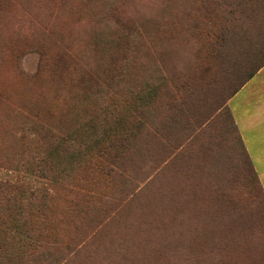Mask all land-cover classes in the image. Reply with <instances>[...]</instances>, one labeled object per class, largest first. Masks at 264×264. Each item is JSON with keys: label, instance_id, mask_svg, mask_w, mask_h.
Wrapping results in <instances>:
<instances>
[{"label": "rangeland", "instance_id": "rangeland-1", "mask_svg": "<svg viewBox=\"0 0 264 264\" xmlns=\"http://www.w3.org/2000/svg\"><path fill=\"white\" fill-rule=\"evenodd\" d=\"M245 1L0 0V175L29 169L24 138L26 127L36 131L26 123L33 115L56 132L79 133L99 121L112 98L132 94L138 125L133 153L110 176L69 165L59 150V170L74 169L75 183L88 179L79 182L87 191L68 195L56 187L36 232L41 247L15 249V238L4 264H204L236 227L252 253L239 264H264V207L249 186L257 178L241 169L238 128L228 115L239 67L202 64L204 31L246 27L239 22ZM257 29L252 47L242 51L243 65L260 61L254 52L264 46V32ZM236 42L232 54L239 52ZM212 102L216 110L224 106L215 121L214 111H206ZM40 134L44 145L34 146L44 153L50 142ZM204 195L221 199L213 231L205 214L215 208ZM26 213L36 220L33 210Z\"/></svg>", "mask_w": 264, "mask_h": 264}, {"label": "trees", "instance_id": "trees-1", "mask_svg": "<svg viewBox=\"0 0 264 264\" xmlns=\"http://www.w3.org/2000/svg\"><path fill=\"white\" fill-rule=\"evenodd\" d=\"M245 2L248 6L242 13L239 22L244 23L246 27L238 29V27L223 26L220 29L215 28L210 31H204V49L207 52V56L202 64H215L216 61H220L223 63L227 62L231 68L239 67L240 76L232 79L230 88L235 83H238V86L231 89L232 93L228 97V101L264 68V46L254 52V57L259 59V62L246 65H243L242 62L241 55L244 54L242 51L251 48L252 41L255 39L254 29L258 28L257 34L261 30L264 32V27L262 26L264 0H246ZM112 11L116 28L119 32L124 33V22L120 17L117 18L115 14L117 11L114 9ZM262 34L264 35V33ZM235 41L237 42L234 50H239V52L232 54L229 48ZM244 66H246L245 69ZM234 71L238 70L235 69ZM206 73H212L211 69H205L204 74ZM126 96V101L123 97L124 100L119 98V101L117 98H112L109 101L111 103L110 106L100 109L99 121H93L90 126L87 124L81 127V132L79 133L72 132L71 128L56 132L53 128H49L39 122V115H33V120L26 122L28 125L33 124L32 127L36 128L34 132L31 127L30 129L26 127L28 137L24 138L30 154V157H27L29 169L25 172L21 168L9 169L6 173L0 175V264H4L8 258L11 259L13 255L11 253V242L15 238L18 239L20 245L15 247V249L21 248V250H24L25 248L41 247L42 240L40 235H36V232L38 231L39 222L47 220L48 213L51 210L50 201L55 198L56 193L54 191H56V187L64 186V190L67 191L68 195L73 194L76 189L87 191V187L79 182H88V179H81L75 183L74 179H72L74 169L71 171L66 169L59 170L60 149H63L69 155V160L65 158L63 159L64 162L69 163V165L77 163L79 170L81 167H86L104 176H110L112 171L122 167L124 160L129 159L138 136V125L136 124L137 110L134 106V96L132 94ZM221 101L223 102V99ZM214 104L215 102H212L207 105L212 108ZM217 106V110L216 108L206 110L207 112L214 111L211 117L214 121L215 119H220L217 111L224 110L223 104L219 105L218 103ZM230 114H232L231 111L228 115ZM231 116L233 118V115ZM88 120L89 118H86L85 121ZM212 121L209 119L207 123L211 124ZM91 129L97 130L98 133L93 135L90 131ZM42 131L46 133L44 139L50 142L47 152L45 151L44 153H41L34 146L38 141H42L43 147L44 143L40 134ZM233 131L237 133V140L240 143L238 152L240 151V145L242 147V158L244 161H241L240 153L238 155L242 171L257 178V180L249 183L251 188L250 196L256 193L260 199V205L264 207V193L259 176L239 131L236 129H233ZM217 160L219 159L216 158L214 163ZM224 194L221 198L224 197V200H230V193ZM205 197L207 196L204 195ZM207 198L206 203L208 206L215 209L208 211V215L205 214L207 216L205 222L210 224L212 217V226L209 227L213 231L215 226L218 225L217 222L221 216L219 205V200L221 199L215 197ZM68 202L71 204L74 201L68 199ZM26 209L35 212L34 217L37 221H32L28 218ZM263 215H261L262 219H264ZM208 233L209 231L207 230L206 238ZM238 233L239 230L236 227L233 228L232 232L228 231L227 235L218 239V246H220L218 248V257L214 256L213 259L215 260L213 261L204 260V264H239V260L243 256L251 258L252 253L246 244L242 246ZM229 242L240 248L241 257L238 255L239 253L237 254L235 251L230 250ZM36 252L35 250L34 253Z\"/></svg>", "mask_w": 264, "mask_h": 264}, {"label": "crops", "instance_id": "crops-1", "mask_svg": "<svg viewBox=\"0 0 264 264\" xmlns=\"http://www.w3.org/2000/svg\"><path fill=\"white\" fill-rule=\"evenodd\" d=\"M228 107L264 184V68L228 101Z\"/></svg>", "mask_w": 264, "mask_h": 264}]
</instances>
